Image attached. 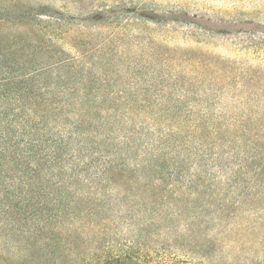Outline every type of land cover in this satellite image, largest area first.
Here are the masks:
<instances>
[{
  "label": "trees",
  "instance_id": "obj_1",
  "mask_svg": "<svg viewBox=\"0 0 264 264\" xmlns=\"http://www.w3.org/2000/svg\"><path fill=\"white\" fill-rule=\"evenodd\" d=\"M221 142L250 146L237 168ZM262 174L264 0H0L5 264H230L232 229L201 227ZM192 182L217 205L186 201Z\"/></svg>",
  "mask_w": 264,
  "mask_h": 264
},
{
  "label": "rangeland",
  "instance_id": "obj_2",
  "mask_svg": "<svg viewBox=\"0 0 264 264\" xmlns=\"http://www.w3.org/2000/svg\"><path fill=\"white\" fill-rule=\"evenodd\" d=\"M207 41V39L205 40ZM231 44L227 42L224 39L217 40L213 43L210 44V46H215L216 50L218 52H228V48ZM120 58H117L113 60V62H118L121 61L119 60ZM101 61H107V60H101ZM141 63V65L145 70H148L147 67L149 64L147 62H151L152 64L154 63L153 60H135ZM115 68V66H113ZM224 98V97H223ZM235 111H240V107H234ZM236 146V148H235ZM220 148H215L213 152H219L220 158L219 161L221 164H228L235 166L236 162L238 159L235 161L233 158L228 159L227 157L229 156L227 154L228 150H232L234 153L239 152L238 156L234 154L236 157H244L246 158L248 155L247 149H249V145L246 144L245 142H242L241 145L237 147V145L232 144V145H223V142H221V145L219 146ZM193 151L196 150V148L193 146L192 149ZM232 160V162H231ZM195 160L193 158L188 159V161H185L186 166L189 168L185 167L184 170V175L188 174L191 172V166L194 164ZM208 161L198 160L197 163H199L203 169L207 170H212L214 173L217 174V170L215 169H210L209 168V163ZM235 162V164H233ZM239 163V162H238ZM232 168H237L232 167ZM264 175V174H262ZM165 178V177H164ZM181 178V177H180ZM173 180V176L168 178L166 176L165 181L171 182ZM175 182V181H174ZM165 183V182H164ZM177 184L179 183V186H182L184 183H180L179 181L176 182ZM216 186H211L218 188V190H223L222 188L226 189L227 186H222L219 182L215 183ZM243 184H237V189L238 190H244L241 195H239V191H237L235 194H227L226 198H232V200H227L225 198V202L228 203L229 207L235 215H229L223 219V222L221 224H216V226L213 224V222H210L206 226L201 227L202 234L207 232V234H210L213 236L216 231L222 230L224 226H228L231 228V232L227 235V239H232L234 244H237L236 248H231L228 250V253L226 251L223 254V258L227 259L230 264H264V176H259L258 178L255 179V184H251V188H247V184H245V188L242 187ZM249 186V185H248ZM207 188L205 185L203 187H199V184L197 182H192L187 184L186 187H183V189L186 191L187 196L185 195V200L191 202H195L198 204L200 200H204L208 198V201L213 204L217 205V202L220 197L217 196H210L207 193ZM249 190V191H248ZM237 200V201H235ZM211 205V206H213ZM213 211L208 208L205 209L204 213L201 212L199 213V217L201 219L202 216H211L213 215ZM197 222V221H196ZM196 222L195 220H191L187 214L183 215L180 219L174 220L173 225H172V232L173 230H176V228H179V230L186 229V232L184 234H188L189 237L196 231ZM124 226V225H123ZM121 227V226H119ZM118 227V228H119ZM184 232V231H183ZM188 237V238H189ZM192 237V236H191ZM223 240V241H224ZM213 252V251H212ZM213 257L216 256V253L214 254L213 252ZM10 259L13 262H18L19 258L16 256H11L10 254ZM218 257V254H217ZM216 257V258H217ZM62 261H66V258L61 259ZM4 260L0 259V264H5L3 262ZM51 261V260H50ZM201 261V262H199ZM49 262V261H48ZM191 264H208L206 260H201L200 258H194L193 260L190 261Z\"/></svg>",
  "mask_w": 264,
  "mask_h": 264
}]
</instances>
